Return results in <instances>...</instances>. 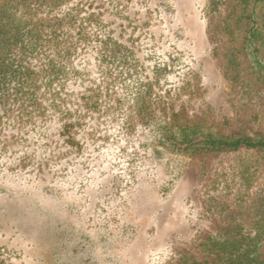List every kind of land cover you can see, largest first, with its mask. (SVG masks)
Listing matches in <instances>:
<instances>
[{
	"label": "rangeland",
	"instance_id": "rangeland-1",
	"mask_svg": "<svg viewBox=\"0 0 264 264\" xmlns=\"http://www.w3.org/2000/svg\"><path fill=\"white\" fill-rule=\"evenodd\" d=\"M17 1L39 42L13 50L31 89L0 91V264H181L254 229L264 152L159 142L166 123L264 137L247 26L225 30L238 0Z\"/></svg>",
	"mask_w": 264,
	"mask_h": 264
},
{
	"label": "trees",
	"instance_id": "trees-1",
	"mask_svg": "<svg viewBox=\"0 0 264 264\" xmlns=\"http://www.w3.org/2000/svg\"><path fill=\"white\" fill-rule=\"evenodd\" d=\"M215 4L214 0L212 6L216 10ZM238 4L241 5L240 12L235 19H232L234 15L227 19L225 30L233 36L239 22L245 23L247 28L242 51L257 78L264 83V59L261 56L264 48V0H238ZM19 6V1L10 0L0 10V91L6 88L7 82H13L16 96L23 98L29 87L31 89L32 70L15 63L13 50L19 45L32 48L33 41L39 42V39L33 38L37 29L34 20L28 18ZM240 49L230 52L231 65L236 69L241 65ZM159 142L161 154L173 150L181 155H192L201 151H229L243 147L264 152V137L227 138L199 124H161ZM256 217L254 229H246L241 224L220 228L201 243L202 258L188 254L181 264H264V199L257 202Z\"/></svg>",
	"mask_w": 264,
	"mask_h": 264
}]
</instances>
